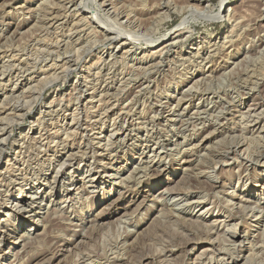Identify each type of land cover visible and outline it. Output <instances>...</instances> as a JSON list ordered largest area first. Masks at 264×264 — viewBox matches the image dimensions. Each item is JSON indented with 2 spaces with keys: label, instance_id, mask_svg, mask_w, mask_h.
<instances>
[{
  "label": "rangeland",
  "instance_id": "1",
  "mask_svg": "<svg viewBox=\"0 0 264 264\" xmlns=\"http://www.w3.org/2000/svg\"><path fill=\"white\" fill-rule=\"evenodd\" d=\"M223 1L0 0V264H217L230 233L179 220L165 189L250 231L239 264H264V0Z\"/></svg>",
  "mask_w": 264,
  "mask_h": 264
},
{
  "label": "bare ground",
  "instance_id": "2",
  "mask_svg": "<svg viewBox=\"0 0 264 264\" xmlns=\"http://www.w3.org/2000/svg\"><path fill=\"white\" fill-rule=\"evenodd\" d=\"M226 1L224 0L223 3H221V7H220V12H218L216 14L219 15V17H223V15L226 13L227 11V5L225 3ZM87 3V2H86ZM106 3V2H105ZM87 7V6H86ZM85 7V8H86ZM88 8V7H87ZM197 9V8H196ZM162 12V11H161ZM228 12V11H227ZM90 13V12H89ZM97 13V12H96ZM59 14V13H58ZM204 15V14H203ZM208 15V14H207ZM206 15V16H207ZM213 15L214 14H210ZM227 15V14H226ZM99 16V15H98ZM205 16V17H206ZM215 16V15H214ZM207 18V17H206ZM225 18V17H223ZM209 19V18H207ZM211 19V18H210ZM101 20V19H100ZM218 20V19H217ZM106 22V21H105ZM101 23V26H98L100 29H102L104 32H106V34H111V32L107 29V24H103V22H100ZM99 23V24H100ZM107 23V22H106ZM187 23V21H186ZM106 27V28H105ZM43 28V27H42ZM180 29V28H179ZM117 30V29H116ZM120 32V31H119ZM126 32V31H125ZM116 33V31H115ZM117 34V33H116ZM126 34V33H125ZM128 34V33H127ZM130 34V33H129ZM145 34V33H144ZM183 33H181V29L180 30H177L175 29V31H171V32H168L166 35H164L161 39H158L157 42H154L153 44L155 45V48H159L160 50V53L162 52L163 49H167L169 47V45L171 43H173L178 37H180ZM120 35L122 36L123 34H118V38L120 37ZM117 36V35H116ZM131 36V35H130ZM136 36V35H135ZM114 37V36H113ZM125 37V35H124ZM132 38V36H131ZM219 36H216L214 39H218ZM47 40V39H46ZM205 43L207 44L209 41H207V39H205ZM91 41V40H90ZM88 43V42H87ZM202 44V42H199L197 43L196 45L198 46L197 48L199 49V45ZM90 45V44H89ZM46 48V47H45ZM162 49V50H161ZM165 49V50H166ZM85 50V49H84ZM158 50V51H159ZM158 51H155L154 54ZM50 52V51H49ZM67 52V50H66ZM87 52V50H86ZM43 53V52H42ZM262 53V52H261ZM157 54V53H156ZM159 54V53H158ZM9 55V54H8ZM61 55V54H60ZM13 57V56H12ZM110 59V58H109ZM257 61V60H256ZM261 61V60H260ZM156 65V64H155ZM244 71V70H243ZM62 76V75H61ZM141 77V76H140ZM53 81V80H52ZM47 83V82H45ZM49 85V84H48ZM43 90V89H42ZM120 90V89H119ZM183 96V95H182ZM242 96V95H241ZM21 98V97H20ZM117 99V98H116ZM213 113V112H212ZM16 116V115H15ZM19 116V115H18ZM115 118V117H114ZM5 121V120H4ZM142 121V120H141ZM12 123V122H11ZM241 127V126H240ZM193 128V127H192ZM72 136V135H71ZM99 137V136H98ZM8 138V137H7ZM241 139V138H240ZM229 141V140H228ZM263 141V140H262ZM235 143V142H234ZM238 143V142H237ZM240 144V143H239ZM228 145V144H227ZM33 146V145H32ZM210 147V146H209ZM154 152V151H153ZM80 155V154H79ZM202 155V154H201ZM148 157V156H147ZM34 160V159H33ZM149 160V159H148ZM154 161V160H153ZM153 161L149 160V161H145L143 164H141L140 166L137 167L136 169V176H138V182H137V185H140L144 182V179H146L148 177L149 179V183L150 185L152 186L153 189H156L157 187H159L162 183H163V180H159L157 179V176H153V174H151L150 172H154L153 168L156 167V169H158V173H163L164 171H167L168 169L165 167V166H162L161 164H158L156 165H153V166H150L151 164H153ZM181 164L183 166V168H187L189 166H192L193 165V160L191 159L190 156H183L181 158ZM65 163V162H64ZM65 165V164H64ZM63 165V166H64ZM7 167V166H6ZM96 167V166H95ZM98 167V166H97ZM92 168V167H91ZM102 168V167H101ZM161 168V169H160ZM93 169V168H92ZM92 169L88 170L90 171V173L93 171ZM87 171V172H88ZM3 172V171H2ZM103 172L105 173V175L107 176L109 171H107L106 169L103 170ZM157 173V172H156ZM119 174V173H118ZM151 174V175H150ZM99 175H101V170H97L94 174L90 175L92 176V178L90 179V182H95L96 180L100 181L102 180V177ZM113 174L110 176L112 177ZM153 176V177H151ZM114 177V176H113ZM151 177V178H150ZM152 179V180H151ZM209 179H212V176L210 177V174H209ZM213 181V179H212ZM126 183V181H125ZM259 187H261V185L259 184L258 185ZM256 190L254 189H251V188H246V190H244L242 193L243 194H247L249 196H255V192ZM25 194V191L22 193V195ZM195 194V195H193ZM199 193H192L190 194L189 196V193H185L184 196L182 195V193L179 191V192H174L172 190H163L160 192V196L161 198L159 199L160 200V205L162 204L163 201H168V203H166L165 205L169 206V207H172L173 211L177 212V216L179 220H181L182 222H184L185 224H189V222H192L191 220L196 218V221L200 222L202 221V228L204 227V230H202V232L206 235H211L213 234L212 233V229H215V230H219L221 227L223 230H225V232H229L230 233V241H231V244H232V249H225V248H222V247H214L213 245V249H212V252L213 254L217 255V257H219V259L217 260L216 259V256H215V259L217 260V264H239L241 261H242V256L241 254L243 253V248L245 246H243V244L249 239V233L250 231H240V225L238 223H236L234 221V223L232 222L233 220H231L230 216H226V219H223V220H213V217L211 216L210 218H206L205 217V214H209L211 213V210H208V209H205L204 211L201 212V210H203L204 208V201H202V199H204V197H200L198 196ZM159 196V195H158ZM233 196V195H232ZM237 193L235 194L234 198H237ZM240 197V196H239ZM172 202V204L170 203ZM237 202V201H236ZM144 202H142L140 205L138 204V208H140L142 205H143ZM184 203V204H183ZM228 203V202H227ZM235 203V202H234ZM180 204H182L183 206L184 205H189V209L191 211V214L189 216H181V214L179 213L181 208H177L176 210V207H179ZM237 204V203H235ZM163 205V204H162ZM234 205V204H232ZM235 206V205H234ZM182 207V206H181ZM155 207L154 206H150V210H153ZM175 208V209H174ZM149 210V211H150ZM200 213V214H199ZM56 215V214H55ZM259 216V215H258ZM223 217V216H222ZM187 218V219H186ZM189 220V221H188ZM207 220V221H206ZM205 222H210V225L208 224H204ZM191 225V224H190ZM258 225V224H257ZM133 231V230H132ZM251 236V235H250ZM199 237V236H198ZM209 237V236H208ZM213 237V236H212ZM202 238V237H201ZM208 239V238H207ZM261 240V239H260ZM201 241V240H199ZM198 241V242H199ZM212 241H214L212 239ZM264 241V240H263ZM199 243H196L194 242L192 239H187L185 242H184V246L186 249H188L189 252H192L194 250H196L197 248H199L198 246ZM252 244V243H251ZM258 244V243H257ZM261 245V243H260ZM216 246V245H215ZM187 251V250H186ZM240 251V252H239ZM238 253V254H237ZM250 257V256H249ZM254 257H250L248 260H253ZM255 259V258H254ZM249 263V262H248ZM254 264V263H252Z\"/></svg>",
  "mask_w": 264,
  "mask_h": 264
}]
</instances>
